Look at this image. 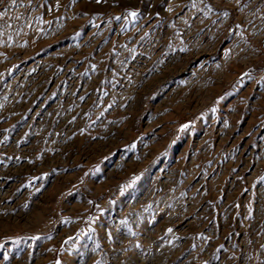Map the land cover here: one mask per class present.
Instances as JSON below:
<instances>
[{"label": "rangeland", "instance_id": "374dc122", "mask_svg": "<svg viewBox=\"0 0 264 264\" xmlns=\"http://www.w3.org/2000/svg\"><path fill=\"white\" fill-rule=\"evenodd\" d=\"M0 264H264V0H0Z\"/></svg>", "mask_w": 264, "mask_h": 264}, {"label": "snow or ice", "instance_id": "6c2138e0", "mask_svg": "<svg viewBox=\"0 0 264 264\" xmlns=\"http://www.w3.org/2000/svg\"><path fill=\"white\" fill-rule=\"evenodd\" d=\"M130 15L135 16L136 13L135 12H132V13H130ZM225 15H226V13H225Z\"/></svg>", "mask_w": 264, "mask_h": 264}]
</instances>
